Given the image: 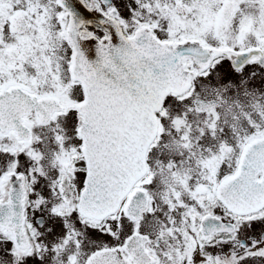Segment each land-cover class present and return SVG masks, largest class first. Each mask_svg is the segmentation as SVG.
Masks as SVG:
<instances>
[{
	"label": "snow or ice",
	"instance_id": "obj_1",
	"mask_svg": "<svg viewBox=\"0 0 264 264\" xmlns=\"http://www.w3.org/2000/svg\"><path fill=\"white\" fill-rule=\"evenodd\" d=\"M0 264H264V0H0Z\"/></svg>",
	"mask_w": 264,
	"mask_h": 264
}]
</instances>
